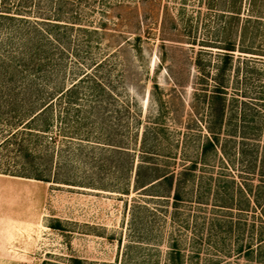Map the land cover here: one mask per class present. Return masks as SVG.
Returning a JSON list of instances; mask_svg holds the SVG:
<instances>
[{
  "label": "rangeland",
  "instance_id": "rangeland-1",
  "mask_svg": "<svg viewBox=\"0 0 264 264\" xmlns=\"http://www.w3.org/2000/svg\"><path fill=\"white\" fill-rule=\"evenodd\" d=\"M60 1L33 0L32 12L54 16ZM68 2L96 31L77 24L69 55L54 52L60 69L37 81L50 129L22 118L37 96H0V264H172V248L184 264H264V1L243 0L240 19L217 9L234 0ZM226 38L238 48L211 161L178 203L135 191L141 161L178 174L198 158ZM85 72L111 93L48 96Z\"/></svg>",
  "mask_w": 264,
  "mask_h": 264
},
{
  "label": "trees",
  "instance_id": "trees-1",
  "mask_svg": "<svg viewBox=\"0 0 264 264\" xmlns=\"http://www.w3.org/2000/svg\"><path fill=\"white\" fill-rule=\"evenodd\" d=\"M10 1L0 0V36L2 34H8L7 42L10 43V45L7 42L0 44V96L5 93L4 86L9 87V93L11 92L13 96H37L35 98L37 102L31 104L30 110L23 114L22 118L27 121V124L35 123L36 130L39 132H46L50 129L51 125L53 102L44 101L42 104H38L40 99L38 96L45 95L44 84H39L37 81H39L41 76H49L51 73L54 74L56 70L60 69V66L55 64L54 52L57 51L59 45L69 55V51L73 46L71 32L77 24L80 30L88 33L96 30L89 31L88 28L82 27L79 23L75 22L79 19L77 16H68V12L63 11L64 5L69 7L70 4L68 1L70 0H61L59 8L54 12V16H40L43 15L41 8L38 13L32 12L33 0H22L15 4H11ZM228 5L224 2L217 9L222 11V14H229L232 18L240 19L243 0H234L233 6ZM32 14L40 15L35 16ZM253 15L257 20L262 16L261 14ZM2 44H5V49L3 50H1ZM222 45L218 47L223 49L221 64L218 67L217 74L219 81L215 85L213 94L211 95L212 118L209 125L211 134L201 145L197 156L198 158L192 160V164L183 168L178 174L169 170L168 166L161 168L158 165L153 166V164L147 163L148 161L146 160L141 161L136 169L134 179L135 191L159 198L165 197L173 199L175 203H178L183 200L184 190L192 180L193 175H195L199 162L207 165L208 161H211L210 152H215L220 143L219 131L222 129L224 122L226 86L225 80H221V77L230 69L234 52L238 48L236 39L226 38V41L224 40ZM5 53H8L10 56H4L6 55ZM17 56L18 60L15 59ZM24 73L27 74V77L29 76L34 79L32 81L25 80ZM108 90L109 88L98 80L94 74L85 72L72 85L66 86L63 89L61 88L60 90H53V92H49L48 96L66 95L72 98L70 102L75 101L76 103L81 96L102 97L107 95ZM109 92L111 93L110 90ZM242 118L245 121L246 116L243 114ZM246 133V130H244L242 134L243 138L247 137L245 136ZM106 145L108 147L117 146L112 140H109V143ZM119 147L121 148V145ZM153 153L145 152L149 156ZM130 165V171L132 172L134 170V162L132 161ZM262 175L264 176V172ZM35 178L47 180L41 171L36 172ZM129 183L130 180L128 187L130 185ZM129 190L130 188H125L123 193L128 194ZM172 249V264H184L181 252L176 251L175 248ZM73 261L74 264H85L80 258H73Z\"/></svg>",
  "mask_w": 264,
  "mask_h": 264
}]
</instances>
